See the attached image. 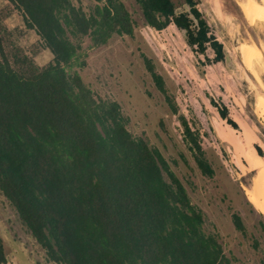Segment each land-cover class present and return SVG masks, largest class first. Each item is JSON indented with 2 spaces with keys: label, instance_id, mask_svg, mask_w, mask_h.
<instances>
[{
  "label": "trees",
  "instance_id": "16d2710c",
  "mask_svg": "<svg viewBox=\"0 0 264 264\" xmlns=\"http://www.w3.org/2000/svg\"><path fill=\"white\" fill-rule=\"evenodd\" d=\"M98 1L86 12L72 0H9L0 11L1 192L56 264H233L161 152L129 131L117 102L97 98L69 73L85 38L98 48L134 35L122 2ZM135 1L153 29L173 24L196 53L211 49L213 63L225 59L195 0L181 14L173 0ZM14 12L51 52L49 64L37 65L16 42L4 24ZM144 62L177 114L163 77ZM180 122L199 169L212 177L199 136L185 117ZM233 221L244 232L240 216ZM0 264H7L1 237Z\"/></svg>",
  "mask_w": 264,
  "mask_h": 264
},
{
  "label": "rangeland",
  "instance_id": "374dc122",
  "mask_svg": "<svg viewBox=\"0 0 264 264\" xmlns=\"http://www.w3.org/2000/svg\"><path fill=\"white\" fill-rule=\"evenodd\" d=\"M119 1L135 21L134 35L115 36L107 46L98 48L91 47V40L85 38L83 56L69 73H78L97 98L117 102L129 131L161 152L193 205L202 212L205 230L217 236L233 264H264V209L256 208L242 187L249 184L264 160V120L255 113L264 91V12L246 15L240 4L247 0H195L224 46L225 59L213 63L214 52L196 53L185 32L175 25L157 31L146 23L135 0ZM72 2L86 12L99 3ZM173 2L177 14L189 12L187 0ZM10 6L9 0H0V11ZM4 24L37 65L52 61L51 52L35 31L26 30L18 12ZM253 43L258 50L251 67L243 62L242 47ZM144 58L163 77L177 114L156 88ZM222 110L227 111L226 117ZM180 117H185L199 136L214 171L212 177L199 169ZM234 215L242 219L244 232L237 230ZM0 237L7 264H56L48 260L1 190Z\"/></svg>",
  "mask_w": 264,
  "mask_h": 264
},
{
  "label": "bare ground",
  "instance_id": "6f19581e",
  "mask_svg": "<svg viewBox=\"0 0 264 264\" xmlns=\"http://www.w3.org/2000/svg\"><path fill=\"white\" fill-rule=\"evenodd\" d=\"M242 11L253 16L264 12V0H247L240 4ZM258 50L256 43L246 44L242 47L243 62L251 67H254L255 56ZM256 115L264 120V91L260 94L256 104ZM247 199L259 210L264 209V160L256 168L255 172L249 179V184L242 185Z\"/></svg>",
  "mask_w": 264,
  "mask_h": 264
}]
</instances>
